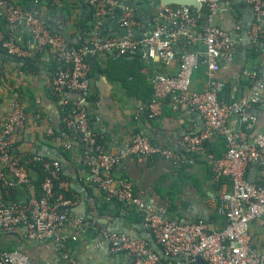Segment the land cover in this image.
Listing matches in <instances>:
<instances>
[{
	"label": "built area",
	"instance_id": "built-area-1",
	"mask_svg": "<svg viewBox=\"0 0 264 264\" xmlns=\"http://www.w3.org/2000/svg\"><path fill=\"white\" fill-rule=\"evenodd\" d=\"M198 1L201 6L195 13L187 5L159 7L151 17L149 32L141 39L130 30L137 20L135 9L133 5L125 4L120 25L125 27L126 32L101 39L93 33L88 43L76 46L60 32L52 30L41 15L24 10L10 0H0V17L5 27L0 29V48L18 58L30 55L32 50L47 48L58 63V69L48 84L49 91L60 97L65 92H76L81 98L90 94L87 53H104L112 58L141 54L146 60L157 58L165 65L177 61V72H160L150 77L149 116L159 115L165 104L175 112L196 111L202 116L203 127L197 132L184 133L178 144L187 153L203 156L212 167L214 179L228 178L230 188L222 191L214 203L216 213L224 219L222 227L210 228L203 218L189 222L167 218L163 209L146 206L140 194L134 191L132 182L114 174L115 166L130 155L162 157L175 165L179 156L170 147L154 144L144 130L130 136L118 149L106 150L87 108L81 100L72 99L62 117L71 134L65 140L58 137L59 141L65 148L82 147L81 162L89 171L92 184L107 201H117L123 207L131 206L142 212L143 224L160 244L162 255L142 238H132L124 232L91 225L78 218L74 220V232L65 234L63 230L69 220L68 210L72 202L54 193L55 181L60 179L61 174L60 161L43 154L12 152L18 133L27 120L22 103L12 100L0 128V187L9 195V188L21 185L27 195L23 201L0 196V231L11 232L22 228L27 240L55 239L63 247L70 236L74 238L81 230L92 227L100 235L97 245L104 244L111 251L129 254L131 264H190L197 256L208 264H264V251L254 245L250 232L253 221L264 228V130L250 137L247 130L235 128L229 123L231 117L247 120L251 106L264 104V67L260 73H246L254 80L247 93L223 101L219 92L224 82L218 72L223 62L233 59L236 41L228 30L216 23L221 0ZM244 1L253 14L247 29L248 40L254 49L264 50V0ZM89 2L95 7V17L102 18L118 0ZM203 6L207 11L200 24L199 11ZM21 27L30 33V48L18 42L17 30ZM234 27L239 31L243 25L235 22ZM180 38H185L190 46L199 41L202 48L177 52L176 44ZM200 65L205 66L206 75V87L201 90L192 83L193 74ZM69 100L64 97L62 104ZM246 127L251 128L247 122ZM45 132L53 135L52 125H46ZM215 135H222L225 139L226 149L218 157L208 152L206 147V142ZM36 163L41 165L44 176L38 194L32 169ZM251 164L257 166L260 181L249 179ZM59 183L66 186L63 180ZM0 264L32 262L21 249L2 248Z\"/></svg>",
	"mask_w": 264,
	"mask_h": 264
},
{
	"label": "crops",
	"instance_id": "crops-1",
	"mask_svg": "<svg viewBox=\"0 0 264 264\" xmlns=\"http://www.w3.org/2000/svg\"><path fill=\"white\" fill-rule=\"evenodd\" d=\"M10 1L17 3V0ZM158 2L159 0H118L107 16L103 17L107 34L105 37L126 32L125 27L120 25V17L122 7L131 4L138 16L136 23L130 26L131 33L139 39L143 38L151 27L152 15L161 7ZM33 9L35 14L46 19L52 30L60 32L70 42L83 38L82 27L89 28L94 22V17L91 18L90 14L91 11L95 12V7L89 0H36ZM242 18L243 24H250L253 18L252 9L245 1ZM1 19L0 17V22ZM216 23L228 30L236 41L233 59L223 62L218 72L219 78L224 82L219 96L223 101H230L249 91L254 80L246 73L261 72L264 67V50L255 49L257 52L254 53L248 39L246 43L242 42V31H237L234 27L235 19L229 8V0L220 1ZM19 29L17 34L21 42L27 40L29 36L26 28ZM193 45L190 46L185 38H180L176 50L182 52L186 46L202 48L199 41ZM54 67L50 53L44 51L34 59L28 72L24 73L19 70L14 58L0 51V128L10 102L16 100L22 103L28 112L27 120L18 133L12 152L45 154L60 161L66 186L60 183L59 186L67 191L63 195L54 189V193L69 198L72 202L68 210L69 220L63 230L65 234L71 235L74 232V220L78 218L91 225L124 232L132 238H142L162 255L160 244L143 224L142 212L131 206L106 204L102 192L92 184L89 171L81 162L80 149L74 147L64 154L58 149L61 144L59 136L46 134V125L61 128V104L64 97L82 101L106 150L118 149L137 130H144L154 144L170 147L179 156V162L175 165L162 157L130 155L115 166L114 174L129 179L146 206L151 209L161 208L169 218L175 220L176 215H179L178 220L186 222L203 218L210 228L222 227L224 219L216 213L214 203L222 191L230 188L229 181L223 177L222 182L217 184L208 161L203 156L185 152L178 144L184 133L197 132L203 127L202 116L196 111L175 112L165 104L162 112L149 122L133 119L134 112L143 109L150 98V77L160 72H177V61L165 65L157 58L145 60L138 55L112 58L104 53H97L90 57L91 91L85 98H81L76 92H65L63 97L51 93L48 84ZM192 83L199 90L206 87L204 65L195 71ZM35 105L43 113V118L39 121L30 113ZM246 122L251 126L250 137L257 131L264 130V104L251 106L247 120L241 117H231L229 120L231 126L243 130L247 128ZM207 142L213 151H224L221 137H214ZM248 176L250 180L258 179L259 172L255 164L249 166ZM2 189L0 187V196ZM26 195L24 186L17 185L13 189V196L19 201H23ZM250 232L255 246L264 251V228L253 221L250 223ZM99 239V233L88 227L74 238L70 236L66 246L62 247L55 239L27 240L22 228H17L11 232L0 231V249L8 246L21 249L28 254L32 264L132 263L129 254L111 251L104 244L97 245Z\"/></svg>",
	"mask_w": 264,
	"mask_h": 264
},
{
	"label": "trees",
	"instance_id": "trees-1",
	"mask_svg": "<svg viewBox=\"0 0 264 264\" xmlns=\"http://www.w3.org/2000/svg\"><path fill=\"white\" fill-rule=\"evenodd\" d=\"M35 1L36 0H17V3H15V4H17L18 6H20L22 9H24V10H29V11H31V12H33L34 14H35V12H34V9H33V5H34V3H35ZM172 6H177V5H172ZM243 6H244V0H242V1H239V0H229V8H230V11H231V13H232V15H233V17H234V19H235V22H240L242 25H244L243 24V18H242V8H243ZM193 8V7H192ZM137 10V9H136ZM195 11H196V9L195 8H193V10H192V12L193 13H195ZM207 11V8L205 7V6H203L202 8H201V11H199V23L201 24L202 22H203V20H204V16H205V12ZM136 14H137V11H136ZM91 18H93L94 17V22H93V24H91V27H87V26H83L82 27V34H81V36L82 35H84V37L83 38H80L78 41H76V42H70L69 40V42L70 43H72V44H74V45H76V46H81V45H83V44H85V43H88L89 41H90V38L92 37V34L93 35H95V36H97L98 38H104L107 34H106V30H105V17L107 16H105L104 18L102 17V18H96L95 16V12L93 11H91ZM136 18H138V16H136ZM87 27V28H86ZM4 21H3V19H1V22H0V29L1 30H4ZM20 29H25L24 27H21ZM19 29V30H20ZM87 29V31H85ZM92 31H91V30ZM26 31H27V36H29L28 37V39L26 40H22V42H21V40L19 39L18 40V42L20 43V45H22V46H24V47H28V48H30L29 47V45H28V40H30V33H29V31L26 29ZM19 32V31H18ZM87 32V33H86ZM90 32H91V34H90ZM86 34V35H85ZM90 34V35H89ZM17 36H18V34H17ZM109 37V36H108ZM18 38H19V36H18ZM30 43V42H29ZM32 49V48H31ZM184 49H188V47L186 46V48H184ZM251 50H253L254 51V53H255V49L254 48H250ZM1 52H5L6 54H8L9 56H11L12 58H14V60L16 61V63L18 64V62L19 61H21L22 62V64H18V67H19V70H21L22 72H24V73H27L28 72V70H29V68L31 67V65H32V63H33V61H34V59L38 56V55H40V54H42L44 51L46 52H49V50L47 49V48H42V49H37V50H32V52H31V54L30 55H28V56H24V57H22V58H18V57H16V56H14V55H11V54H9L6 50H4V49H1L0 50ZM183 51V50H182ZM257 52V51H256ZM50 53V55H51V60H52V62H53V64H54V70H53V73H52V76H53V74L57 71V69H58V63L55 61V59L52 57V54H51V52H49ZM96 53V52H95ZM90 54V53H87L86 55H85V59H86V61L89 63V65H90V57H93V56H95L96 54ZM135 55H138L141 59H144L142 56H141V54H135ZM146 60V59H145ZM200 66H202V65H200ZM151 94H152V88H151ZM150 98H151V95H150ZM150 98H149V100H150ZM149 100H148V102H147V104L145 105V107H143V109H140L138 112L137 111H135L134 112V114H133V119L134 120H138V119H141V122H143V123H146V122H149V120L152 118L151 116H149V109H148V103H149ZM71 102H72V99H70L67 103H65V104H61L62 105V117H63V114H64V112L70 107V105H71ZM25 109V108H24ZM25 112H26V114H28V112L26 111V109H25ZM30 113L33 115V117L34 118H36L38 121L39 120H41L42 118H43V113H42V110H41V108L38 106V105H35L34 106V108L30 111ZM36 113H39L38 115L39 116H36ZM91 119V118H90ZM53 127V126H52ZM244 128H245V126H244ZM250 129L251 128H246V130H247V132H248V134L251 132L250 131ZM53 131H54V135H56V136H59L60 138H62V139H68L69 137H70V134H71V132L66 128V126L64 125V123H63V120H62V124H61V128L59 129H55L54 127H53ZM139 130H137V132H138ZM137 132H135V133H137ZM250 135V134H249ZM214 137H221L222 139H223V144H224V151H225V139H224V137L222 136V135H215ZM213 137V138H214ZM101 144L103 145V143H102V141H101ZM104 146V145H103ZM58 149L61 151V152H63L64 154H67V152L68 151H70V149H74V148H65L64 146H63V144L61 143V144H59L58 145ZM206 147H207V150H208V152H210V153H212V154H214V156H222L223 155V153H224V151L221 153V152H219V153H217V152H215V151H213L212 150V148L210 147V144H209V142H206ZM77 148H79L80 149V153L82 152V147L79 145V146H77ZM29 154H32V153H29ZM86 168V167H85ZM32 169H33V171H34V173H33V183H34V185H35V188H36V193L38 194L39 193V186H40V184H41V181L43 180V170H42V167H41V165L39 164V163H36V164H33L32 165ZM64 178H63V174H62V171H61V174H60V179H58V180H56L55 181V184H54V189L56 190V191H58V193H61V194H63L64 195V193H65V191H67V190H64L63 188H61L60 186H59V181H61V180H63ZM224 178L223 177H221V178H219L218 180H216V183L217 184H220L221 182H222V180H223ZM225 179H227L228 180V178L227 177H225ZM257 180H259L260 181V179H257ZM229 181V180H228ZM13 189L14 188H9L8 189V193H10L9 195H7V193H6V191L4 190V189H2L1 190V196L2 197H8V198H10V199H13V200H18V199H16L14 196H13ZM58 193H56L55 192V194H56V196H57V194ZM104 196V195H103ZM105 198V197H104ZM25 199H26V197H25ZM105 202H106V204H108V205H112L113 203H115V204H117V205H122V203H120V202H117V201H107L106 199H105ZM123 206V205H122ZM172 219V218H171ZM2 232V231H1ZM67 242H68V240L65 242V244H64V247L66 246V244H67ZM254 243V242H253ZM254 245H255V243H254ZM2 249V248H1ZM5 249H14L12 246H8L7 248H5ZM162 259H164L163 257H162ZM190 264H194L193 262H191Z\"/></svg>",
	"mask_w": 264,
	"mask_h": 264
},
{
	"label": "water",
	"instance_id": "water-1",
	"mask_svg": "<svg viewBox=\"0 0 264 264\" xmlns=\"http://www.w3.org/2000/svg\"><path fill=\"white\" fill-rule=\"evenodd\" d=\"M240 1V0H239ZM170 4H175V5H187L190 7H193L195 9H199L201 6V3L198 0H159L158 5L160 6H166V5H170ZM249 25L248 24H244L242 27V42L246 43L247 39H248V33H247V29H248ZM244 52V50L242 51V53ZM55 152L59 155L60 152L58 153L57 150H55ZM55 153L56 156H58ZM45 155V154H44ZM47 156V155H46ZM165 212V211H164ZM165 217L169 218L170 216H168V214H166L165 212ZM179 215H176V218L178 220ZM152 238V237H150ZM161 248V247H160ZM194 264H208L205 260H203L200 256H197L195 258V260L193 261Z\"/></svg>",
	"mask_w": 264,
	"mask_h": 264
}]
</instances>
